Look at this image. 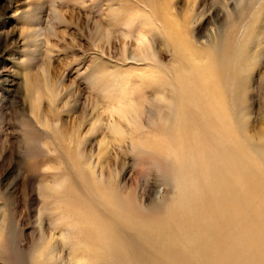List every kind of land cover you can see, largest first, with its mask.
I'll return each mask as SVG.
<instances>
[{"label":"rangeland","instance_id":"374dc122","mask_svg":"<svg viewBox=\"0 0 264 264\" xmlns=\"http://www.w3.org/2000/svg\"><path fill=\"white\" fill-rule=\"evenodd\" d=\"M259 257L264 0H0V264Z\"/></svg>","mask_w":264,"mask_h":264},{"label":"bare ground","instance_id":"6f19581e","mask_svg":"<svg viewBox=\"0 0 264 264\" xmlns=\"http://www.w3.org/2000/svg\"><path fill=\"white\" fill-rule=\"evenodd\" d=\"M166 23L168 24V25H166L165 24V26L166 27H169V29H171L172 30V33H173V31H174V39L179 43V44H182L183 42V38H184V36H181L180 35V32L179 33H177L176 32V30H175V28H173V24L171 25L168 21H166ZM139 39V42L141 43V45H143V47H141V49H144L145 51H148L149 50V53H148V55H153L155 52H154V50H152V45L151 46H147V45H144V38L143 37H139L138 38ZM193 86V85H192ZM192 86H188V88H190L191 89V87ZM193 88V87H192ZM189 89V90H190ZM37 98L35 99V101L37 102L38 101V99H39V97L38 96H36ZM124 114H126V113H124ZM123 116H125V115H123ZM103 201H104V199H103ZM105 201H107V200H105ZM114 214V210H112L111 212H110V215H113ZM106 229H107V227L105 228V226L104 225H100L99 224V222H98V224H97V226L96 227H93V230H92V233H93V237H94V242L92 241V245H93V247L95 248V249H97L98 251H105V249L107 248V247H105V245H103V241H102V238L106 235ZM96 233V234H95ZM98 233H100L101 234V237H99V234ZM92 237V236H91ZM92 237V238H93ZM45 249V250H44ZM43 250V253L46 251H48L49 252V250H50V246L47 244L46 245V247L44 248ZM46 255H47V253H45V257H46ZM48 256V255H47ZM44 257V258H45ZM260 259H259V261L257 262V264H264V257H259ZM123 261H125V259L123 258L122 259ZM229 261V260H228ZM257 261V260H256Z\"/></svg>","mask_w":264,"mask_h":264}]
</instances>
